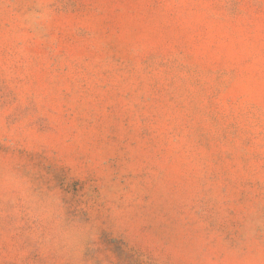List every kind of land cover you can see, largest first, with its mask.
<instances>
[{
  "label": "rangeland",
  "instance_id": "obj_1",
  "mask_svg": "<svg viewBox=\"0 0 264 264\" xmlns=\"http://www.w3.org/2000/svg\"><path fill=\"white\" fill-rule=\"evenodd\" d=\"M0 264H264V0H0Z\"/></svg>",
  "mask_w": 264,
  "mask_h": 264
}]
</instances>
